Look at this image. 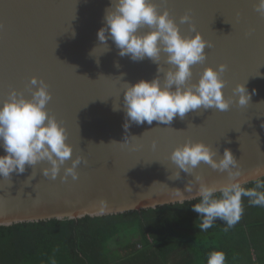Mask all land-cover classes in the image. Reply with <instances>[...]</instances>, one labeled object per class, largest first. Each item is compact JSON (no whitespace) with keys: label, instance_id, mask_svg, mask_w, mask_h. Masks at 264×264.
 Here are the masks:
<instances>
[{"label":"water","instance_id":"obj_1","mask_svg":"<svg viewBox=\"0 0 264 264\" xmlns=\"http://www.w3.org/2000/svg\"><path fill=\"white\" fill-rule=\"evenodd\" d=\"M256 2L166 0L182 36L199 32L212 45L205 48V62L192 66L188 83H197L205 68L218 70L224 64L222 91L233 103L228 111L200 109L183 119L177 116L170 125L133 123L125 130L124 83L151 81L158 65L148 58L133 62L128 56L120 57L111 40L105 51L97 33L105 26L110 0H0V104L12 90L31 99V78L43 80L52 96L47 110L66 129L72 159L79 155L87 161L77 167L75 181L70 176L64 183L59 177L45 178L41 170L50 166L47 162L26 167L20 175L13 173L11 180L0 178V226L80 220L182 204L196 195L194 181L193 191H185L195 175L208 185L228 183L226 172L203 162L192 175L181 171L180 179L169 178L176 166L168 157L187 141L206 144L217 152V160L225 149L231 150L241 165L238 179L245 182L243 186L263 179L264 171L257 169H264V17L254 10ZM186 13L191 20L181 24L180 17ZM148 31L145 26L139 34ZM160 63L165 70L171 67L164 63L163 54ZM159 75L163 81V73ZM241 83L251 96L243 107L233 96V89ZM5 154L0 148V156ZM69 166L71 160L59 175ZM175 189L186 200L180 202Z\"/></svg>","mask_w":264,"mask_h":264},{"label":"clouds","instance_id":"obj_2","mask_svg":"<svg viewBox=\"0 0 264 264\" xmlns=\"http://www.w3.org/2000/svg\"><path fill=\"white\" fill-rule=\"evenodd\" d=\"M159 9L153 0H110V7L104 15L105 26L97 33L105 51L109 50L107 41L111 40L120 57L128 56L133 62L148 58L158 65V74L151 81L124 83L125 130L133 123L143 125L147 122L152 125L155 121L170 125L177 116L183 119L187 113L200 109L228 111L233 103L224 98L222 91L225 81L221 75L227 68L224 64L219 65L218 70L205 68L197 83H188L193 76L192 66L205 62V48L212 45L196 32L194 25H191V30L196 32L194 36H182L167 8L162 12ZM254 10L264 17V0H257ZM190 20L188 13L180 17L181 24ZM145 26L150 31L139 34V29ZM96 50L92 54L95 55ZM162 54L164 63L171 66L167 70L160 63ZM160 73H163V81ZM29 83L34 86L29 88L31 99H26L22 92L12 90L0 104V148L6 153L0 156V178L11 180V174H23L26 167L35 168L47 162L50 166L41 170L45 178L56 180L59 177L64 183L70 176L75 181L79 178L77 167L87 161L79 155L72 159L73 148L66 143V129L49 114L46 107L52 99L49 86L36 77H32ZM233 96L237 97L235 103L240 107L249 104L251 99L245 83L236 85ZM114 110H119V107L114 106ZM152 148H156L155 141ZM216 156L217 152L206 144L187 141L176 147L168 157L176 166L174 175L169 177L173 180L181 178V171L192 175L201 162L215 171L227 173L228 183L208 185L202 177L195 175V179L185 187V191L191 193L193 181L198 184L196 195L187 199L199 197L200 202L192 204L191 210L202 218L200 231H207L217 219L224 221L229 228L238 223L244 211L242 197H247L252 206L264 207V191L257 190L264 188V184L256 183L255 187L246 189L243 186L245 182L238 179L241 165L231 150L225 149L218 160ZM68 160H71V166L65 167L64 175L60 176L61 168ZM262 171L264 169H257L258 173ZM175 194L180 202L186 200L179 189H175ZM224 262L225 254L219 251L212 252L207 260V264Z\"/></svg>","mask_w":264,"mask_h":264},{"label":"trees","instance_id":"obj_3","mask_svg":"<svg viewBox=\"0 0 264 264\" xmlns=\"http://www.w3.org/2000/svg\"><path fill=\"white\" fill-rule=\"evenodd\" d=\"M264 184V178L244 187ZM264 191V188L257 189ZM219 195V194H217ZM199 199L104 217L0 226V264H264V207L242 197L243 215L200 231ZM115 246V248H114Z\"/></svg>","mask_w":264,"mask_h":264},{"label":"snow or ice","instance_id":"obj_4","mask_svg":"<svg viewBox=\"0 0 264 264\" xmlns=\"http://www.w3.org/2000/svg\"><path fill=\"white\" fill-rule=\"evenodd\" d=\"M158 6V8L164 7L167 8V3L165 2V0H161V2H155Z\"/></svg>","mask_w":264,"mask_h":264},{"label":"rangeland","instance_id":"obj_5","mask_svg":"<svg viewBox=\"0 0 264 264\" xmlns=\"http://www.w3.org/2000/svg\"><path fill=\"white\" fill-rule=\"evenodd\" d=\"M114 248H115V246H114Z\"/></svg>","mask_w":264,"mask_h":264}]
</instances>
